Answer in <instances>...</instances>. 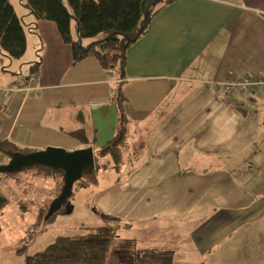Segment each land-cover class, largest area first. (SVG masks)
I'll return each mask as SVG.
<instances>
[{"label": "crops", "instance_id": "1", "mask_svg": "<svg viewBox=\"0 0 264 264\" xmlns=\"http://www.w3.org/2000/svg\"><path fill=\"white\" fill-rule=\"evenodd\" d=\"M12 4L37 29L27 30L29 73L2 65L0 86L36 80L29 94L0 95V142L74 150L90 146L70 133L83 128L95 151L118 133L122 90L130 149L140 152L124 180L88 186L100 211L126 221L128 238L165 233L161 247L145 248L173 249L176 264H264V90L218 86L234 73L264 74V0H174L128 48L124 75L92 54L75 61L54 20ZM0 195L2 212L11 201L1 186Z\"/></svg>", "mask_w": 264, "mask_h": 264}, {"label": "trees", "instance_id": "2", "mask_svg": "<svg viewBox=\"0 0 264 264\" xmlns=\"http://www.w3.org/2000/svg\"><path fill=\"white\" fill-rule=\"evenodd\" d=\"M21 1L28 13L34 14L36 19L54 20L57 23L64 40L72 44L75 61L92 54L103 68H117L120 75H124L128 48L146 32L157 11L174 0ZM73 22L77 30L76 38L72 35ZM36 27V21L27 23L24 16L18 15L11 0H0V50L9 60L24 55L27 48V30L36 32ZM39 52L40 50L37 52L39 60L30 62L31 72L37 70L41 63ZM125 101L126 96L122 90H119L118 133L97 146L95 170L85 173L75 184L88 187L98 183V169L108 167V161H111L109 159L102 162L101 157L110 156L113 161L112 167L117 170H120L129 159L127 153L131 145L128 137L129 118L125 111ZM70 133L89 145L97 141L95 136H89L83 128ZM34 150L35 148L22 147L9 140L0 142V151L6 153ZM32 167L42 169L44 177L53 178L57 194L61 191L64 183L62 170L42 164ZM5 201H7L6 197L0 195V210L6 205ZM46 213H39V221L48 223L56 214L45 219ZM102 215L105 219H119L108 214ZM95 237L96 234L60 235L43 250L27 255L25 264H125L117 256L119 248L133 252V263L130 264H176L173 249L138 248L136 242L120 238L114 230L105 235L101 241Z\"/></svg>", "mask_w": 264, "mask_h": 264}, {"label": "rangeland", "instance_id": "3", "mask_svg": "<svg viewBox=\"0 0 264 264\" xmlns=\"http://www.w3.org/2000/svg\"><path fill=\"white\" fill-rule=\"evenodd\" d=\"M11 2L26 11L21 0H11ZM33 36L29 33L30 38ZM30 43L31 41L29 40ZM32 54V48L29 47L27 53H24L21 58L9 61L1 57L0 61H3L4 64L0 63V69L3 67L2 65L10 64L14 70L21 71L20 69H22L23 72L21 74L26 75L29 73V65L24 60ZM130 145H132L131 142ZM138 152L140 151L129 149L127 153L130 159L129 162H134L136 158L132 157ZM109 159L111 160L110 162L108 161ZM139 159L143 158L140 157ZM100 160L102 162L108 161L109 163L108 167H100L97 172L99 181L105 187L111 186L117 179L124 180L127 177V166H124L121 171H117L112 167L113 161L110 156L101 157ZM9 161L10 155H6L0 165L7 164ZM37 171L36 168L30 166L17 172L0 173V176L7 180L6 184L0 186L11 201L4 211L0 212V264H25L27 255L43 250L60 235L87 234L91 236L96 234L95 238L101 241L105 235L114 230L115 234L120 235V238L127 239L129 242H136L142 248L153 247V245L159 248L161 245L155 240H167L166 234L162 232H155L153 236H146L139 232L134 237L135 240L132 239L133 236L128 238L127 232H129V228L126 221L112 218L105 219L103 217L102 214L104 213L100 211L99 206L97 207L95 203L96 194L93 191L94 187H81L77 184H75L73 195L69 199L73 206L70 212L64 206L63 210L56 213L48 223L39 221V213L45 214L48 203H51L60 192L57 194L56 190H54L51 179L45 178L42 174H38ZM99 189L102 190L101 187ZM41 199H45V201L39 203ZM38 210V220H36L35 212ZM23 213L26 214L22 216ZM117 256L125 264L133 263L132 251H124L119 248Z\"/></svg>", "mask_w": 264, "mask_h": 264}, {"label": "water", "instance_id": "4", "mask_svg": "<svg viewBox=\"0 0 264 264\" xmlns=\"http://www.w3.org/2000/svg\"><path fill=\"white\" fill-rule=\"evenodd\" d=\"M10 161L0 165V173L17 172L26 167L42 164L63 171V187L60 193L49 204L45 219L51 218L56 212L66 206L68 212L73 208L70 197L75 183L82 179L85 173L93 172L96 168L95 151L92 145L67 150L63 147L47 146L34 151H11Z\"/></svg>", "mask_w": 264, "mask_h": 264}, {"label": "built area", "instance_id": "5", "mask_svg": "<svg viewBox=\"0 0 264 264\" xmlns=\"http://www.w3.org/2000/svg\"><path fill=\"white\" fill-rule=\"evenodd\" d=\"M29 84L23 87L0 86V95L8 97L18 91H25L27 94L34 90L32 83L36 80V75L29 76ZM218 86L222 92L231 93L233 91H257L264 90V74H231L227 79L219 82Z\"/></svg>", "mask_w": 264, "mask_h": 264}, {"label": "bare ground", "instance_id": "6", "mask_svg": "<svg viewBox=\"0 0 264 264\" xmlns=\"http://www.w3.org/2000/svg\"><path fill=\"white\" fill-rule=\"evenodd\" d=\"M34 72V71H33ZM49 167V166H48ZM54 169H57V168H54ZM61 170V169H60Z\"/></svg>", "mask_w": 264, "mask_h": 264}]
</instances>
